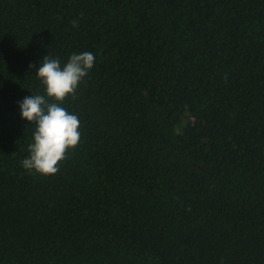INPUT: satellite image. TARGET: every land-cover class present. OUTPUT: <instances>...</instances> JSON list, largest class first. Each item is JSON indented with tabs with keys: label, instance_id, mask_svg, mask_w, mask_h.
Instances as JSON below:
<instances>
[{
	"label": "trees",
	"instance_id": "16d2710c",
	"mask_svg": "<svg viewBox=\"0 0 264 264\" xmlns=\"http://www.w3.org/2000/svg\"><path fill=\"white\" fill-rule=\"evenodd\" d=\"M82 52L80 143L29 173L19 102ZM0 264H264V0H0Z\"/></svg>",
	"mask_w": 264,
	"mask_h": 264
},
{
	"label": "clouds",
	"instance_id": "9594fccd",
	"mask_svg": "<svg viewBox=\"0 0 264 264\" xmlns=\"http://www.w3.org/2000/svg\"><path fill=\"white\" fill-rule=\"evenodd\" d=\"M94 63L91 52L73 53L63 65L50 54L43 57L36 75L45 86L46 94L33 93L19 102L22 118L35 125L33 143L28 146L29 155L22 160L23 168L29 173L56 174L59 162L80 143L81 122L63 104L67 97H75L79 84ZM30 67L35 68V65Z\"/></svg>",
	"mask_w": 264,
	"mask_h": 264
}]
</instances>
